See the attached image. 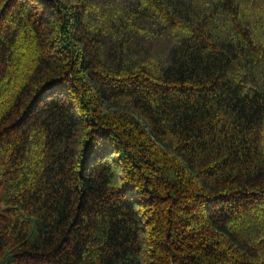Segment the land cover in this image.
Masks as SVG:
<instances>
[{
    "label": "trees",
    "instance_id": "16d2710c",
    "mask_svg": "<svg viewBox=\"0 0 264 264\" xmlns=\"http://www.w3.org/2000/svg\"><path fill=\"white\" fill-rule=\"evenodd\" d=\"M0 264H264V0H0Z\"/></svg>",
    "mask_w": 264,
    "mask_h": 264
}]
</instances>
